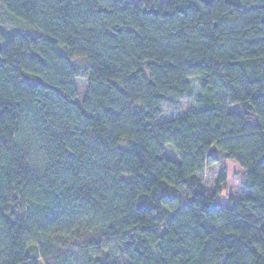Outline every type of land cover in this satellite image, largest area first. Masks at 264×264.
Instances as JSON below:
<instances>
[{"label":"trees","instance_id":"16d2710c","mask_svg":"<svg viewBox=\"0 0 264 264\" xmlns=\"http://www.w3.org/2000/svg\"><path fill=\"white\" fill-rule=\"evenodd\" d=\"M0 42V264H264V0H0Z\"/></svg>","mask_w":264,"mask_h":264},{"label":"rangeland","instance_id":"374dc122","mask_svg":"<svg viewBox=\"0 0 264 264\" xmlns=\"http://www.w3.org/2000/svg\"><path fill=\"white\" fill-rule=\"evenodd\" d=\"M191 84L194 92L198 89V82L196 78L191 79ZM86 82L83 79H76V86L78 94L81 95L85 90ZM194 107V102L191 98L181 99L177 106L163 105L162 118L168 119L186 112L188 109ZM235 108V107H233ZM165 155L175 158L174 154L167 147L164 151ZM216 160L208 164L202 175V182L211 189L217 185L220 186V196L225 199L228 195L241 196L243 188L241 181L244 177V169L231 160L225 159L221 153L215 152Z\"/></svg>","mask_w":264,"mask_h":264},{"label":"water","instance_id":"95a60500","mask_svg":"<svg viewBox=\"0 0 264 264\" xmlns=\"http://www.w3.org/2000/svg\"><path fill=\"white\" fill-rule=\"evenodd\" d=\"M0 49H1V42H0Z\"/></svg>","mask_w":264,"mask_h":264}]
</instances>
